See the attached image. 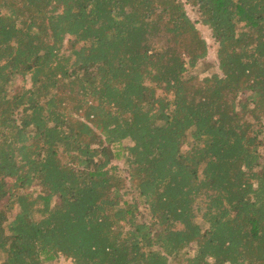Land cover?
Returning a JSON list of instances; mask_svg holds the SVG:
<instances>
[{"label":"trees","instance_id":"1","mask_svg":"<svg viewBox=\"0 0 264 264\" xmlns=\"http://www.w3.org/2000/svg\"><path fill=\"white\" fill-rule=\"evenodd\" d=\"M0 255L264 264V0H0Z\"/></svg>","mask_w":264,"mask_h":264},{"label":"rangeland","instance_id":"2","mask_svg":"<svg viewBox=\"0 0 264 264\" xmlns=\"http://www.w3.org/2000/svg\"><path fill=\"white\" fill-rule=\"evenodd\" d=\"M184 2H186V0H182ZM186 10L188 12V14L190 15V17L197 23V27L198 29L201 31L202 36L204 37V39L206 40V42L208 43L209 46V55L207 57V59L205 61H203L200 66L197 68L196 73L200 74V77H204L206 74L208 75H212L214 73L218 72V60H217V49H218V45L215 42L214 38L212 37V33L211 31L205 27L204 25L201 24L200 22V17L197 13V11L195 9H193L190 5H186ZM70 40L71 38L68 37L65 41V51L69 50L71 48L70 46ZM204 70H207L205 73H203ZM21 83V80H17V85H19ZM28 86H30V84H27ZM159 94H161L162 92L159 91ZM125 146L130 145L129 142H125L124 143ZM123 169H124V161L122 160H118L116 161ZM194 250L192 249L190 251V255H193ZM4 260V257L2 255H0V264H2ZM59 264H72L71 261L69 260H65L64 258H61V260L59 261Z\"/></svg>","mask_w":264,"mask_h":264}]
</instances>
